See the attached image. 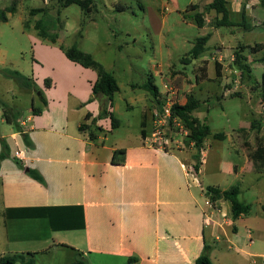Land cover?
I'll return each instance as SVG.
<instances>
[{
	"label": "crops",
	"instance_id": "1",
	"mask_svg": "<svg viewBox=\"0 0 264 264\" xmlns=\"http://www.w3.org/2000/svg\"><path fill=\"white\" fill-rule=\"evenodd\" d=\"M212 1L196 0L191 3L193 10L189 9L191 4L185 10L188 14H204V27L200 29H208L201 5L208 6ZM226 2L229 21L234 26L225 27L249 35L264 32V0ZM33 9L23 12V28L27 33L33 31L29 33L34 57L32 77L17 71L29 80L26 87L19 86L22 91L30 93L32 107L25 115L20 107L0 101L3 111L1 122L9 127L4 130L0 127V141L6 143L9 153L1 159L3 149L0 142V257L34 253L36 264L40 260L46 264H73L77 255L82 254L89 264H129L131 258L138 260L135 264H195L206 245L211 253L209 240L222 248V240L225 239L227 251L236 253L243 250L247 240L252 245L251 229L260 228L262 224L264 227L263 215L252 216L250 213L234 220L231 204L225 200L214 201L207 192L209 186L221 187L204 186L199 180L203 177L206 149L211 146V138L205 140L202 156L200 150L201 166L194 175L189 173L192 164L180 149L189 135L184 126L185 134L178 135L174 131L171 134V137L174 135L171 139L173 143L169 146L161 148L148 144L147 138L154 130L153 114L158 109L159 100L167 98L171 88L176 89L178 105H185L190 95L195 97L184 85L185 76L177 74L171 78L161 73V89L154 77H148L158 88V98L155 99L147 91L150 96L144 100L139 130L116 138L114 136L123 128V122L119 119L120 126L112 130L109 118H98L102 111L101 102L94 97L92 90L98 80L97 72L67 58L64 50L70 47H64L60 34L55 43L41 38L35 23L42 18V14L32 17L30 13ZM212 12L215 13L214 27L210 29L214 31L206 34L211 35L210 39L214 34L221 37V29L224 28L216 27L215 23L220 17L206 8V13ZM184 18L187 19L186 16ZM257 44L264 45L259 42H237L231 46L230 52L224 51L225 59L220 57L221 49L215 47L208 53L206 45L207 51L203 55L186 64L199 62L195 65V85L200 86L201 79L213 80L211 62L215 73L216 64H219L221 77L225 71H233L234 76L242 77L240 66L232 63L236 61L235 53L242 47ZM221 47L222 51L225 50L224 46ZM4 65V62H0V66ZM4 71L5 68L0 67L2 75L14 70L8 69L6 74ZM148 79L140 85H133V88L144 90L139 86ZM44 82L49 83L48 87H42ZM36 96L39 105L36 104ZM225 96H228L227 92L221 98ZM4 107L17 116L21 131L14 122H7ZM33 107L39 112L34 114ZM128 107L133 108L129 104ZM112 111L115 115V106ZM88 114L91 115L90 120H86ZM93 120H97L95 127L102 129L94 140L90 139L87 131L80 130L83 124L90 125ZM142 123L145 128H142ZM24 135L30 146L24 140ZM110 137L114 138L111 142ZM237 139L242 140V136ZM230 140L233 144L232 137ZM243 144H239L240 151ZM172 145L175 146L173 150ZM190 145L193 146L192 143ZM258 145L251 156L256 153ZM120 150L124 152L115 155ZM15 152H20V158L15 156ZM243 152L246 158L248 152ZM257 165L261 167L257 172L264 174V165ZM27 169L39 172L44 183L29 176ZM232 169L237 173L239 171L238 167ZM207 201H212L214 208L207 206ZM259 201L262 210L264 201ZM205 214L210 215L213 221L207 227L204 225ZM239 222L251 225L246 238L239 232ZM72 231H80L81 235L73 240H57L50 233ZM254 256L264 259V254Z\"/></svg>",
	"mask_w": 264,
	"mask_h": 264
},
{
	"label": "rangeland",
	"instance_id": "2",
	"mask_svg": "<svg viewBox=\"0 0 264 264\" xmlns=\"http://www.w3.org/2000/svg\"><path fill=\"white\" fill-rule=\"evenodd\" d=\"M46 1L0 0V14L5 8L13 9V12L7 13L8 22L0 25V49L5 51H0V62L5 64L0 67L5 68V74L10 69L32 77L34 57L29 33L33 31L27 33L23 28V12L33 8H46L50 15L60 19L57 33L63 39L64 47L77 45L82 51L89 52L117 79L120 92L115 97V115L124 126L114 136L116 138L139 130L144 100L150 96L145 90L134 89L133 85H140L148 77H154L161 89V73L169 77L177 74L185 76L184 85L187 86V91L194 93L201 102L200 108L194 113L195 116L205 122L213 132L226 135L223 140L211 138V146L206 149L203 177L199 180L204 186L219 185L225 190L240 187L242 193L239 200L252 205V216L259 214L264 217L259 205V199L264 201V174L257 172L261 167L255 169L251 156L257 145L264 141V63L258 60L263 56V52L251 56L252 51L246 47L242 55L250 67L242 68V77L234 76L233 71H225L220 79L216 78L214 64L211 62L210 74L213 80L201 79L200 86H196L195 65L199 62L185 65L182 59L189 57L197 38L214 31L210 28L214 27L215 13H206V5H201L207 18L208 29L205 30L196 25L194 12H185L196 0H94L93 10L89 13L83 12L78 5L61 8L59 0H48L47 3ZM193 8L191 4L189 9ZM31 19L32 22L33 18ZM221 33V37L214 34L207 44L208 53L215 47L221 49V58L226 56L224 51L230 52L231 46L237 42L264 43V32L249 35L235 28L224 27ZM220 46H224L225 50L222 51ZM232 63L235 64L234 61ZM19 85L14 77L0 74V101L20 107L19 109L27 115L26 112L32 107V97L29 92L22 91ZM42 87H48L47 82L42 83ZM225 92L228 96L221 98ZM38 96L34 97L37 105L40 103ZM128 104L133 108H129ZM2 113L0 109V127L2 130L9 129L7 123L1 122ZM239 136H242V140L237 139ZM113 139L110 137L109 142ZM190 143L186 140L180 149L192 164L191 167H194L198 151ZM239 144H243L241 149L248 152L246 158L243 156V150L240 151ZM171 148L173 150L175 146L172 145ZM233 167H238V173L233 171ZM238 227L242 236H249L251 225L239 222ZM260 228L251 229L254 243L250 245L247 240V245L239 253L228 252L225 239L222 240V248L209 240L213 263L264 264L263 258L254 256L264 254L263 224ZM50 233L57 240H73L81 235L80 231ZM18 246L34 248L30 245ZM39 264L46 263L40 260Z\"/></svg>",
	"mask_w": 264,
	"mask_h": 264
},
{
	"label": "trees",
	"instance_id": "3",
	"mask_svg": "<svg viewBox=\"0 0 264 264\" xmlns=\"http://www.w3.org/2000/svg\"><path fill=\"white\" fill-rule=\"evenodd\" d=\"M61 3V8H67L71 5H78L83 12L89 13L93 10L94 0H59ZM12 8H8L4 10L0 14V24L8 21L7 13H11ZM208 11H215L217 15L220 17L215 23L216 27H231L234 24L229 21V11L227 8L226 0H213L207 6ZM31 16H36L37 14H42V18L37 20L35 23V28L38 31V34L41 38L50 40L52 43H55L58 38V30H59V18H54L47 12L46 8L41 9H33L31 11ZM196 25L199 28L204 27V14L197 13L194 16ZM82 32V31H81ZM82 36V35H81ZM211 35H206L197 38L194 43L193 48L189 52V57L182 59L184 64H188V61L199 58L203 55L206 50V45L210 40ZM249 48L254 56H257L260 52H263V56L258 59L260 62L264 63V45L257 44L255 46L247 47ZM246 47H242L240 51L235 53L236 61L235 64L242 68H249L250 66L245 64L243 61L245 57L242 55L244 53ZM67 58L77 64L85 68L93 69L98 74V80L93 85V94L96 99H99L101 102L102 111L99 115V119L101 118H109L112 125V130L118 128L120 126V121L114 115L112 109L114 107V100L116 94L120 91V87L117 79L114 74L105 70L103 65L99 63L92 54L82 51L77 45H73L72 47L64 50ZM216 73L217 77L221 78V70L219 64H216ZM8 76L14 77L21 86L26 87L28 85V79L25 78L17 71H8ZM49 85V83H47ZM139 88L148 91L155 99L158 98V88L154 85L151 79L139 86ZM239 96V95H232ZM163 106V101L160 99L158 103V109L161 110ZM201 106V102L196 99L193 95L188 97V101L185 105H174L172 108L173 117H176L180 120L182 125L189 131V135L187 137V142H191L193 146L198 151L196 157V164L194 166L195 171L198 172L201 166L200 161V150L204 146V142L208 138H214L223 140L225 138V134L221 132L214 133L211 128L205 123L202 122L198 117L194 115V112L199 109ZM37 109L33 107V113L36 114ZM4 117L7 122L16 125L17 129L21 131L20 125L17 124V116L13 113V111L7 107H4ZM91 115H86V120H90ZM97 120H93L90 125L83 124L80 127L81 131H87L89 133L90 139L94 140L96 138L97 132H101V128H96ZM255 125V123H254ZM253 125V126H254ZM142 128H145V125L142 123ZM142 135H145L144 130H142ZM170 139H172L171 134H169ZM24 140L27 145L30 146V142L27 139V136L24 135ZM3 152L1 154V159L6 158L8 156V146L6 143L1 140ZM124 151H116L115 155L122 153ZM255 161L256 168L260 167L257 163L264 165V141L260 142L257 148L256 153L252 156ZM28 175L34 178L35 180L44 183L43 177L39 172L33 169L26 170ZM207 192L211 195L212 200H225L231 204V212L234 220H237L240 217L248 216L251 213L252 205L245 204L239 200V196L241 194V189L238 186L232 187L228 190H222L219 187L209 186L207 187ZM262 210L264 211V205L262 206ZM40 216H44L41 214ZM53 224V223H52ZM138 260L136 258H131L129 264H135ZM0 264H36L35 262V254L34 253H20V254H12L4 257H0ZM73 264H89L87 259L82 255L78 254L76 260ZM195 264H213L210 258V247L205 246L203 253L196 260Z\"/></svg>",
	"mask_w": 264,
	"mask_h": 264
},
{
	"label": "built area",
	"instance_id": "4",
	"mask_svg": "<svg viewBox=\"0 0 264 264\" xmlns=\"http://www.w3.org/2000/svg\"><path fill=\"white\" fill-rule=\"evenodd\" d=\"M176 89H170V95L165 98L163 101L162 109H155L154 110V130L150 137L147 138L148 144L165 148L169 146L172 140L169 137V134H172L174 131L178 135H184L185 130L183 128L182 123L176 117H173L172 108L176 105ZM22 125L25 123L22 122ZM178 144V143H177ZM204 149L201 150V156L204 154ZM20 152H15V156L20 158ZM195 168L189 167V173L195 174ZM197 173V172H196ZM206 205L210 208H214V203L212 201H207ZM212 219L210 215L205 214L204 225L210 226L212 224Z\"/></svg>",
	"mask_w": 264,
	"mask_h": 264
}]
</instances>
